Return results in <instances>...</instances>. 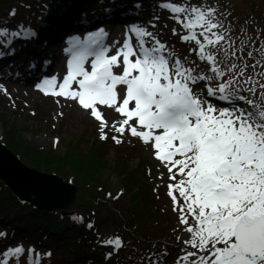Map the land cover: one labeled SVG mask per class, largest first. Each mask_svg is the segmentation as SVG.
<instances>
[{
	"label": "snow or ice",
	"instance_id": "obj_1",
	"mask_svg": "<svg viewBox=\"0 0 264 264\" xmlns=\"http://www.w3.org/2000/svg\"><path fill=\"white\" fill-rule=\"evenodd\" d=\"M158 7L170 10L186 33L180 39L195 42L196 48L189 51L208 63L211 74H194L195 69L186 66L187 58L182 62L173 57L153 32L133 26L135 46L128 37L116 54L109 56L108 47L99 39L106 35L101 29L73 51L59 91L54 87L57 77L44 79L37 87L52 88L55 96L78 100L100 122L102 140L109 138L105 132L108 123L97 105L114 109L124 117L116 132L123 135L128 126L132 137L153 144L156 158L179 166L184 179L175 189L186 207L177 209L172 184L168 185V194L173 210L180 212L179 219L191 234L184 244L195 251L178 258V264H264V70L256 73L264 62V45L258 49L261 59L255 64L246 63L242 55L246 41L241 40L240 47H236L231 30L217 18L215 7L203 3L178 6L175 0L161 2ZM176 34L174 28L173 35ZM8 35L7 28L0 29V37ZM18 35L19 32L11 33ZM90 56L93 59L88 71L85 63ZM246 56L254 57L253 51H247ZM121 57L122 63H118ZM117 67L122 74L114 73ZM252 73L259 79H254ZM73 81L79 90H69ZM201 81L210 85L207 96H218L230 105L216 107L201 93L194 92V86ZM117 86H126L119 106ZM130 102L134 103L131 109ZM237 102L244 106H237ZM133 117L146 130L130 125ZM157 130L160 134H155ZM111 138L117 144L122 142L116 136ZM177 155L181 158L174 159ZM185 213L192 217L194 226H189ZM73 219L82 221L83 217ZM87 227L94 225L88 223ZM5 235L0 232V236ZM100 243L114 249L122 247L118 236ZM26 251L32 250L22 245L9 247L0 253V264H10L11 258ZM112 254L107 253L105 259ZM34 257L31 264H40L39 254ZM144 264L158 262L150 255L144 258ZM159 264H163L162 256Z\"/></svg>",
	"mask_w": 264,
	"mask_h": 264
},
{
	"label": "rangeland",
	"instance_id": "obj_2",
	"mask_svg": "<svg viewBox=\"0 0 264 264\" xmlns=\"http://www.w3.org/2000/svg\"><path fill=\"white\" fill-rule=\"evenodd\" d=\"M56 1L57 0H43L39 5H36V7H34L36 3L30 5V8L26 11L27 14L36 16L37 18L33 27L40 26V22L43 21L44 24L49 26L57 18L61 11V5L66 4L70 0H60L57 5H55V8L53 3ZM160 1L163 2L166 0ZM214 1L215 0H180L178 1L180 4L177 5H199L203 3L205 6L216 7ZM96 2L99 3L98 0H90V3L83 0L81 7L90 9L95 7ZM219 2L220 5H218L219 10H217V18L221 19L225 27L231 30L230 35L233 40H235L236 47H240L241 40L246 41L244 53H242V55H244L246 63L255 64L256 60L261 59L258 49L261 45H264V0H219ZM159 3L161 2H153V0H119V11L115 12L114 7H106L105 13L103 14L105 18H111L114 15L120 14L125 20L135 19L133 24L128 27L126 26L127 28L125 29L120 27L117 23L112 26H107L112 31L110 40L116 38L115 36L117 34H122V40H124L128 29L131 26H135V23H137L139 26L153 32L158 39L165 43L167 51L170 52L173 57L181 58L182 62H185L184 58H187L185 62L186 66H192L195 69L194 74H211L208 63L206 61H200L195 52L190 53V49L196 48L195 42H186L180 39V36L186 33L172 18L173 14L170 13V10H161L160 7H158ZM232 3H234L236 7L232 5ZM100 4L102 5V3ZM127 6L135 7L133 11V13H136L135 16L126 14ZM47 10H49V13L46 15ZM94 10H96V8L92 9V12ZM15 12V8L11 6H6L0 10V29L7 28L9 31L7 37H0V41L1 39L10 41L14 37L11 36L12 32L24 30V23L22 22L17 23L9 30L8 24L11 21V15H13V13L15 14ZM99 16L100 14H96L94 19H97ZM76 23L77 21L75 24ZM174 28L177 30L176 35H173ZM74 29L71 31H74ZM33 30L36 31L35 28H31L30 30L24 31V34H26V36L27 33L33 35ZM115 40L117 42V38ZM1 46L0 44V47ZM16 48L18 49L19 47L17 46ZM34 48L36 51L42 49L40 42H35ZM247 51H253L254 57H247ZM0 53H2L0 57L5 55L4 51L2 52L1 49ZM31 63H33V59ZM44 65L42 63L41 69H44ZM51 68H49V70H51ZM121 70L120 68L117 72L120 73ZM261 70H264V62L256 69V73ZM114 73L116 72L114 71ZM61 75L63 74H60V76ZM252 75L254 79H259L255 73H252ZM32 85H36L37 87L39 84H31V82L26 81L15 82V79H13L11 75H3L0 73V86H2L0 87V139L3 142H6L8 138H12L15 132H17L16 136L22 142L28 143L30 147L39 148V150L44 153H55L58 156H62L67 152L70 139H80V143L74 148V151L83 152L85 156L88 153L87 143H89L88 141L90 140L100 141L109 150L104 158V166L107 167V169H99L102 170V175L97 176L95 180V183L97 182L99 197L103 199L105 203L108 204L112 202L113 204L112 207L109 203L110 205L108 206L110 209H103L101 213V216L108 220H103L100 226L95 225L91 229L87 227V230L94 231L91 237L86 235L87 230L80 235L81 233L77 223L65 229L73 236L78 237V239L87 236L90 241V238L96 237L95 243L91 245L92 251L97 255L104 254L106 249H112L114 246L103 245L100 243V240L115 238L111 236L112 234H110V232L124 228L128 229V227H130L129 225L133 223L135 216L134 210L138 208L133 205L131 206L133 202L132 198L146 199L149 197L151 201L147 206V211L143 212L147 215L144 219L152 223L153 226L157 224L156 219L160 220L164 225V231L160 233L152 229L151 232L157 235L159 234V236H155L152 233L147 234L138 229L136 225L137 222L136 224L133 223L130 227L131 231L127 233L128 239H123L117 235L122 240V247L115 249V251L118 252L116 258L119 259V264H144V262L141 261H139V263L138 260H142L150 255L153 259L158 261V264L161 256L163 257V264H178V258H181L188 251H195V249L184 244V241L190 240L191 234L186 231L187 226L181 223L179 219L180 212L178 210H173V200L168 194V185L172 184L174 186L173 195L177 197V209L186 207L182 198L179 197L178 190L175 189V185L178 184L181 179H184L178 172L179 166H173L170 161H160L156 158L153 144H145L140 138L132 137L128 126H125L127 130L122 135L115 130L120 124H116L115 126H110V124H108L105 132L109 138L102 140L100 138L99 121H96L91 116L82 114L78 111L77 107L72 104H61L54 98L40 91L35 92L31 87ZM208 85L209 83L207 81H201L195 86L196 91L194 88V92L203 95L207 92ZM223 102L230 105L229 101ZM210 103H213L214 106L218 105V103L214 101ZM240 103L241 102H237V106H240ZM130 125L137 126L138 130H146L138 126V121L136 119L130 121ZM112 136H116L117 139H120L122 142L117 144L111 138ZM9 142L14 143L12 141ZM105 150L106 149H104V151ZM22 158L26 164L33 167V164L28 158L23 156ZM180 158L179 155L174 157V159ZM120 163L124 164L123 166L125 167L122 170L119 168V166H122L119 165ZM169 168H171V172H169ZM65 171H68V169H65ZM128 171L132 173L129 177L126 176V172ZM131 176L141 182L131 179ZM173 176L175 179H172ZM75 180L76 178L74 177L73 181ZM0 183L5 186L1 181ZM76 185L80 188V185ZM79 188L76 201L68 208L70 209L69 216L72 219L74 217L86 218L84 209L89 206V203L84 204V201L87 202L86 199L94 197L91 193L83 191V188ZM134 193L135 195L133 196ZM82 197H84V200L80 203L79 199ZM96 200L97 201L93 203L97 206H101V204L98 203L101 200ZM75 203L78 204L75 205ZM10 207L20 210L23 208V203L19 199H16L15 203ZM4 215L3 212H0V232L6 234L5 236H0V253H3L5 248H14L18 245H22L23 247L36 246L41 251V262L43 264H77V262L73 261L71 258L68 260L63 259L64 256H75V250H73L72 247L76 246V244L64 240V242H62L63 245H56L50 242L53 246H45L34 238L14 236V227L20 222L17 219L21 216L19 217L18 214H15L18 218H16L14 222V218L10 221H5L3 218ZM31 215L30 219L21 218H23L24 221L26 220L25 222H28L35 216L33 213H31ZM185 215L188 216L189 226H194L192 217L187 213H185ZM11 224L14 227H12ZM141 228H144V226ZM65 229L62 228V231L64 232ZM58 230L59 228H56L55 231H52L54 235L51 239H56L55 235ZM62 231L60 232L61 238L67 237V234H64L65 236L62 235ZM177 237H179V239H177ZM82 247L86 249L87 246L82 243ZM111 252L113 253V251ZM164 253H167V255H163ZM27 255L28 253L24 254L19 260L11 258L10 264H31V259L28 258ZM61 256L62 258H60ZM90 263L99 264L100 262L95 261ZM184 264H189V262L185 261Z\"/></svg>",
	"mask_w": 264,
	"mask_h": 264
},
{
	"label": "trees",
	"instance_id": "obj_3",
	"mask_svg": "<svg viewBox=\"0 0 264 264\" xmlns=\"http://www.w3.org/2000/svg\"><path fill=\"white\" fill-rule=\"evenodd\" d=\"M42 1L43 0H0V10L6 6H12L16 8V17H13L14 20L13 25H14L17 22L19 16L22 17V19L24 18L26 11L30 8L29 5ZM214 3L216 5L215 8L219 10L218 8V5H220L219 0H215ZM232 5L235 6L234 3H232ZM31 22L32 21H28L26 23H31ZM16 133L17 132H15V135L12 138H8V140H6V144L9 147H11L17 152H20L24 157H27L28 160H30L39 169L42 168V170L47 172H56L62 175L65 179H71V177L74 176L76 178L75 184L80 185V189L83 188V191H86L87 193H91L94 196L93 198L89 197L88 199H86L87 202L84 201V204L89 203V206L86 209H84L86 213V218H84L82 221H75L69 215L62 214L61 211L47 212L44 210L33 209V207L30 206V204H26V205L24 204L22 209L25 210L26 212L33 211V213H35V219L25 222L23 218H21L18 215L20 218L17 220H19L20 222L15 226L16 233H19L21 232V230L27 228L29 232H32L33 234L39 236L42 235V233L40 232L41 228L39 227H43L45 229H49V228L65 229L68 226H73L74 224L77 223L79 224L78 228L80 229V233H81L80 235H82L85 232V230H87V225H88L87 223H92L94 226L95 225L100 226L103 220L106 221L108 220L105 217H102L101 213L103 209L104 210L110 209L108 205H110L111 203L109 202L110 204L109 203L107 204L103 199L99 197L97 182L95 183L97 176L102 175L101 174L102 170L99 169L101 168H103V170L107 169V167L104 166L105 165L104 158L108 154L109 150L108 148H106L104 144H102L100 141H94V140L88 141L89 142L87 143L88 153L85 156L83 155V152L74 151V148H76L77 145L80 143V139H70L68 142L69 147L67 148V152L62 156H58L55 153H44L43 151H40L39 148L30 147L28 143L22 142L16 136ZM9 141H12L14 143H11ZM104 149L106 150L104 151ZM119 165H122L119 166L121 170L125 168L123 166L124 164L120 163ZM65 169H68V171H65ZM130 174H132L130 171L126 172L127 177H129ZM131 179L141 182L140 180L134 178L133 176H131ZM6 187L0 183V212H3V214H5L3 216L5 220L8 219L11 220L12 218L16 219L18 218V216L15 215L17 213L13 212L10 206L15 203L17 197L8 187L7 188ZM134 195L135 193L133 194V196ZM83 198L84 197L79 199L80 203L83 202L84 200ZM96 199L101 200L100 202H98L99 204H101V206L100 205L97 206L96 204H94L97 201ZM132 200L133 202L131 203V206L133 205L138 208L135 209L136 211L134 210L135 216L133 219V223L136 224L137 222L136 225L138 226L139 230H142V232H145L147 234L152 233L155 236H159V234L157 235L151 231L152 229H154L155 232L162 233L164 231V225L162 224V222L156 219L157 224L153 226L152 223L144 219L147 217V215L143 212L147 211L146 209H148L147 206L149 205L151 199L149 197H147L146 199H138L134 197L132 198ZM76 204L78 203H75V205ZM133 223L130 224L129 226L131 227ZM142 226H144V228H141ZM63 233L67 234L68 238L60 239V242L62 243L64 242V240H68L70 242H73L72 244H76V246L72 247L73 250L76 251L74 257L78 258L79 261L81 262H85L82 264H88L91 262L92 259H94L93 257L91 260L88 261L87 255L89 253L95 254V252L92 251L93 249L91 248V245L95 243L94 241L97 239L96 237H92L89 241V238L87 236L85 238L80 237L78 239V237L73 236L66 229L64 230ZM93 233H94L93 230L86 231V235H89L90 237L93 235ZM127 233L128 231L125 229H120L110 232V234H112L113 237L118 235L123 239H128ZM82 243L87 246L86 249H83L84 247L82 248ZM109 252H111V250L106 249L102 257H104ZM110 262L111 263L116 262L115 256L110 258Z\"/></svg>",
	"mask_w": 264,
	"mask_h": 264
},
{
	"label": "water",
	"instance_id": "obj_4",
	"mask_svg": "<svg viewBox=\"0 0 264 264\" xmlns=\"http://www.w3.org/2000/svg\"><path fill=\"white\" fill-rule=\"evenodd\" d=\"M22 156L0 139V179L19 199L47 211L61 210L68 214V208L77 198L76 181L39 169L31 162L32 167Z\"/></svg>",
	"mask_w": 264,
	"mask_h": 264
},
{
	"label": "bare ground",
	"instance_id": "obj_5",
	"mask_svg": "<svg viewBox=\"0 0 264 264\" xmlns=\"http://www.w3.org/2000/svg\"><path fill=\"white\" fill-rule=\"evenodd\" d=\"M123 29H125V28H123ZM123 29H121V30H123ZM120 32H121V31H120ZM116 38H117V42H116L115 39H113V40L111 41V43H113V46H112V47L109 49V51H108V55H109V56L112 55V54H116V50H117L119 47H122V44H123L122 34H117V37H116ZM39 54H41V53L39 52ZM87 63H88V60L86 61V64H87ZM118 63H122V57L118 59ZM53 69H55L53 72H54V74H55L57 77H58L62 72H65V71L67 70L65 60H62V59L59 58L58 61H57V63H56V65L53 67ZM119 69H120V68L117 67V68L114 69V71H115L116 73H119V72H117V70H119ZM120 73L122 74V70L120 71ZM123 87H124V86H117V95H118V103H117V106H119V104L122 103L121 93H123L124 95H126V93H125ZM32 89H33L35 92L38 91V90L36 89V87H32ZM39 90H41V89L39 88ZM55 90H56V88H55ZM41 91H42V90H41ZM56 91H58V90H56ZM42 92H43V91H42ZM52 92H53V90H52V91H49V92L45 91L44 93H45L46 95H48V96L54 98L57 102H60L61 104H65V105L72 104V105H74L75 107H77L78 111L81 112L82 114L87 115V116H90L89 111H88V110H84V109L82 108V106L79 105L78 100H75V101H74V100L71 99V98L55 96V95L52 94ZM133 106H134V103H133V102H130V104H129V108H131V107H133ZM97 110L101 111L102 118L105 119V120H107V123L110 124V126H115L116 124H120L121 121H122V119H124V117H123L122 114H120V113H116V112L114 111V109H111V108H109L108 106L97 105ZM134 119H135V117H133V119H132L131 121H133ZM155 134H158V130L156 131ZM11 210H12L13 212L17 213L19 216H21V217H23V218H28V219H30V218H31L30 216H32L30 212H26V211L23 210V209L16 210V209H13V208L11 207ZM32 219H35V216H34ZM32 219H31V220H32ZM124 229L127 230V231H131V228H130V227H128V229H126V228H124ZM55 236H56V239H58V240L61 239V234H60V233H56ZM56 239H50L49 241H50V242H53V243H55V244H57L58 241H57ZM24 248H25L26 250H27V249H28V250H29V249L32 250V251H29V252L26 251V252L28 253L27 257L30 258L31 260L35 258V257H34V254H38V253L36 252V250H35V248H37L36 246H35V247H32V246H26V247H25V246H24ZM7 249H8V248H7ZM5 250H6V248H5ZM27 253L24 252V253L21 254V256H23L24 254H27ZM21 256H20V257H17L16 259L19 260V259L21 258ZM39 256H40V260H41V255L39 254ZM134 257H135V256H134ZM31 260H30V262H31ZM139 261L144 262V259H142V260H138V262H139ZM157 262H158V261H157ZM139 263H140V262H139ZM40 264H41V263H40Z\"/></svg>",
	"mask_w": 264,
	"mask_h": 264
}]
</instances>
